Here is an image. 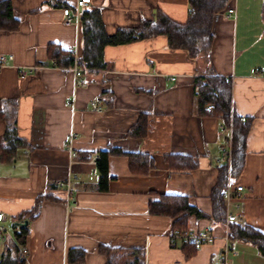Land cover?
I'll return each mask as SVG.
<instances>
[{
  "label": "crops",
  "instance_id": "obj_1",
  "mask_svg": "<svg viewBox=\"0 0 264 264\" xmlns=\"http://www.w3.org/2000/svg\"><path fill=\"white\" fill-rule=\"evenodd\" d=\"M74 2L65 0L64 6ZM10 3L18 24L13 30L0 28V53L13 55L0 67V105L23 141L15 157L0 160V225L5 228L0 231V258L13 244L27 247L25 264H104L99 246L107 245L140 249L142 264H219L216 252L230 223H247L264 232L263 0H230L227 6L234 7V15L226 16V6L212 21L214 70L231 79L233 111L250 118L244 163L230 178L233 185L243 186L240 207L225 208L218 222L209 218L210 191L229 130L223 129L219 116L196 113L195 60L184 49L168 47L164 35H156L104 46L106 67L84 68L76 77L70 68L53 65L46 47L53 42L79 53L80 24L62 22L63 6L57 0ZM91 6L100 8L109 34L136 26L143 18L153 19L157 8L184 22L191 7L188 0H90L80 10ZM33 65V72L19 74L21 66ZM94 98L102 101L101 110L90 107ZM136 124L144 132L128 133ZM5 126L0 118V140ZM69 135L76 151L73 159L64 145ZM108 147L122 153L108 155L107 188L101 190L91 158ZM128 152L152 156L154 166L146 173L132 171ZM176 153L190 156L195 166L168 165L165 155ZM70 174L76 177L68 192L54 181ZM161 193L186 195L206 216L190 214L184 227L213 230L214 242L197 249L171 245L168 234L174 218L151 213L147 206ZM40 194L47 198L41 200L37 215L16 218ZM227 209L241 219L227 221ZM24 219L28 232L19 244L15 231L21 225L14 222ZM229 241L235 251L233 264H264V255L254 245ZM71 248L85 250L83 261L68 260Z\"/></svg>",
  "mask_w": 264,
  "mask_h": 264
},
{
  "label": "trees",
  "instance_id": "obj_2",
  "mask_svg": "<svg viewBox=\"0 0 264 264\" xmlns=\"http://www.w3.org/2000/svg\"><path fill=\"white\" fill-rule=\"evenodd\" d=\"M64 7L65 0H57ZM230 0H188L193 10L188 13L184 22L170 18L163 10L157 8L153 19L143 18L136 26L117 28L109 34L104 28L100 8L91 6L80 10L79 24L82 38L81 49L77 62L82 67L92 70L106 67L103 57V48L106 45H119L131 41L164 35L170 48L184 49L188 56L196 62V73L193 77V95L197 115L213 114L222 120L223 129H230L231 157L230 163L223 162L217 165V176L210 191L212 210L209 218L212 222L222 221L225 216V200L223 191L230 178L240 172L244 163L245 139L250 126L249 117H241L233 111L231 102V79L219 75L214 70L211 60V43L213 39L212 21L214 14L224 10ZM62 7V8H63ZM228 7V6H227ZM264 18V0L262 3ZM18 21L12 16L10 0H0V28L15 29ZM47 56L52 64L61 68H70L74 63V54L71 49L50 42L46 47ZM2 100H0L1 104ZM212 103V111L206 110V104ZM0 118L6 126L0 140V160L6 161L17 155V148L23 141L16 133L7 109L0 105ZM140 123L143 120L139 121ZM137 123L138 125L140 123ZM131 128L128 133L142 134L138 126ZM227 136L224 138L226 139ZM122 153L117 147H108L100 150L96 157V166L99 172L98 188H107V157L110 154ZM129 167L134 172L146 173L153 166L152 156L140 152H128ZM89 157V156H87ZM165 160L172 167L191 168L195 162L186 154H167ZM45 194L34 199L29 210L19 214L16 218L25 216L28 219L38 213L40 202ZM148 211L174 218L172 228H183L188 215L196 217L206 216L195 206L189 204L186 195L161 193L158 198L148 201ZM28 232L27 226L21 225L15 231L19 244H24ZM230 240H239L254 245L264 255V232L247 223L232 222L228 227ZM188 247V246H186ZM190 247V246H189ZM193 248V247H191ZM195 249V248H193ZM99 251L105 256L104 264H142L143 252L140 249H124L107 245H100ZM68 260L81 262L85 250L71 248L68 251ZM0 264H23L18 258V248L10 244L0 258Z\"/></svg>",
  "mask_w": 264,
  "mask_h": 264
},
{
  "label": "built area",
  "instance_id": "obj_3",
  "mask_svg": "<svg viewBox=\"0 0 264 264\" xmlns=\"http://www.w3.org/2000/svg\"><path fill=\"white\" fill-rule=\"evenodd\" d=\"M90 0H75L72 6H64L62 8V22L66 25L70 24H78L79 23V13L80 8L86 5ZM193 10V7H190V11ZM235 13L233 6H228L225 14L226 16H233ZM74 54V63L70 67L74 76H79L84 67H82L77 62V49H71ZM13 59V55L11 53H0V67L6 65ZM37 68L35 65L24 67L21 66L19 68V74L21 76H25L31 72H33ZM172 79H175L174 76H171ZM90 107L94 110L102 109V101L99 98H94L90 100ZM213 104L207 103L206 110L212 111ZM225 139V142L220 146V157L217 158L218 163L227 162L230 163L231 157V137H230V129ZM72 135H69L65 140L64 145L68 147L70 159L76 155V151L71 146ZM96 157H92L91 161L94 163L93 171L96 172ZM75 175H68L65 179H57L55 180V184L58 186H65L68 192H71V179L75 178ZM243 186L240 184L233 185L232 182H227V185L223 191L224 200H225V208H229V206H234L235 208H239L240 205L237 201L240 192L242 191ZM241 218L238 213H232L227 209L226 212V220L227 221H239ZM2 221V214L0 213V222ZM5 230L4 226L0 225V231ZM217 235L213 230L210 229H195L189 227L183 228H172V230L168 234V241L171 245H177L180 247L190 246L195 249L202 247L204 244H211L216 239ZM222 244L218 248L216 252V260L219 264H233L231 259V255L235 254V251L232 249L228 236V228L226 227L224 233L222 235ZM28 255V249L25 245H20L18 247V258L19 261L25 264L26 257ZM173 264H182L179 261L174 262Z\"/></svg>",
  "mask_w": 264,
  "mask_h": 264
},
{
  "label": "water",
  "instance_id": "obj_4",
  "mask_svg": "<svg viewBox=\"0 0 264 264\" xmlns=\"http://www.w3.org/2000/svg\"><path fill=\"white\" fill-rule=\"evenodd\" d=\"M27 219H24V220H22V221H15L14 223L15 224H19V225H26L27 224Z\"/></svg>",
  "mask_w": 264,
  "mask_h": 264
}]
</instances>
